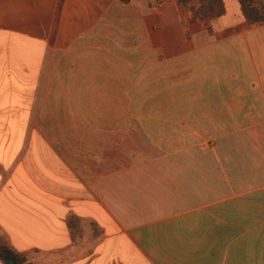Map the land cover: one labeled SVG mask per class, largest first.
Here are the masks:
<instances>
[{
    "label": "crops",
    "instance_id": "crops-1",
    "mask_svg": "<svg viewBox=\"0 0 264 264\" xmlns=\"http://www.w3.org/2000/svg\"><path fill=\"white\" fill-rule=\"evenodd\" d=\"M7 4L38 5L57 45L118 15L128 81L107 85L130 104L119 125L55 142L0 124V236L33 264H264V21L240 0L207 19L179 0Z\"/></svg>",
    "mask_w": 264,
    "mask_h": 264
},
{
    "label": "rangeland",
    "instance_id": "rangeland-1",
    "mask_svg": "<svg viewBox=\"0 0 264 264\" xmlns=\"http://www.w3.org/2000/svg\"><path fill=\"white\" fill-rule=\"evenodd\" d=\"M8 1L0 0V114L10 109L15 111V117H0V124L14 127L16 142H38L41 135L55 142L59 136L55 133L57 129L72 126L119 125L124 119L116 115L130 103L120 102L119 98L124 96L118 91L119 87L107 83L110 78L120 76L128 81L124 74L128 71L118 69L120 62L127 61L120 49L127 48L129 43L126 44L127 39L121 35L120 17L113 15L88 37H78L70 42L62 38L63 42L57 45L61 38H55L56 27L47 30L38 18V5H29L23 8V13L14 16V6L7 4ZM192 4L196 8L200 6L197 0ZM247 4L249 9L264 16V0H247ZM67 25L69 23L62 24V34L70 30ZM80 25L83 27V23ZM63 47L65 52H56ZM42 57L44 63L40 64ZM113 63L117 69L109 68ZM105 65H108L106 69ZM9 78L15 79L14 85L7 86ZM87 79H95L100 84L106 82L92 86L81 84ZM134 88L135 85H128V91ZM107 111H113V115L105 116ZM29 125L32 133H23ZM0 137L2 139L4 134ZM0 243L9 244L4 236H0Z\"/></svg>",
    "mask_w": 264,
    "mask_h": 264
},
{
    "label": "trees",
    "instance_id": "trees-1",
    "mask_svg": "<svg viewBox=\"0 0 264 264\" xmlns=\"http://www.w3.org/2000/svg\"><path fill=\"white\" fill-rule=\"evenodd\" d=\"M184 6H190L195 19H207L220 17L225 9L223 0H197L200 6L196 8L192 2L195 0H179ZM243 4L244 14L250 23L264 21V16L258 11L249 9L247 0H240ZM0 261L3 264H33L26 255L17 252L9 244L0 243Z\"/></svg>",
    "mask_w": 264,
    "mask_h": 264
}]
</instances>
